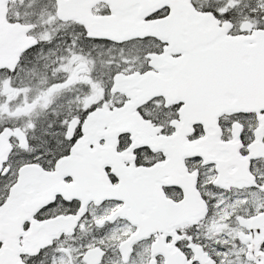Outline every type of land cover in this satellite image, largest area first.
I'll list each match as a JSON object with an SVG mask.
<instances>
[{
    "label": "snow or ice",
    "instance_id": "snow-or-ice-1",
    "mask_svg": "<svg viewBox=\"0 0 264 264\" xmlns=\"http://www.w3.org/2000/svg\"><path fill=\"white\" fill-rule=\"evenodd\" d=\"M0 264H264V0H0Z\"/></svg>",
    "mask_w": 264,
    "mask_h": 264
}]
</instances>
